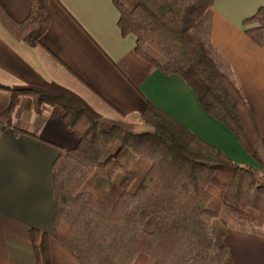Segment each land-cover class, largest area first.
<instances>
[{"label": "trees", "instance_id": "obj_1", "mask_svg": "<svg viewBox=\"0 0 264 264\" xmlns=\"http://www.w3.org/2000/svg\"><path fill=\"white\" fill-rule=\"evenodd\" d=\"M122 34L132 33L135 51L166 75L181 76L201 107L228 128L262 166L264 142L237 83L221 70L192 31L214 0H112ZM0 23L33 46L50 25L48 0H30L18 22L0 5ZM245 30L264 47V7ZM0 122L12 124L20 99L43 114L58 106L76 147L61 150L52 164V236L81 264H231L223 207L242 222L264 229V172L232 161L164 111L148 104L140 114L150 131L98 119L75 97L11 88ZM135 167V179L124 180ZM103 180V188L98 181ZM35 264H50V235L29 230Z\"/></svg>", "mask_w": 264, "mask_h": 264}, {"label": "crops", "instance_id": "obj_2", "mask_svg": "<svg viewBox=\"0 0 264 264\" xmlns=\"http://www.w3.org/2000/svg\"><path fill=\"white\" fill-rule=\"evenodd\" d=\"M15 21L24 20L30 0H0ZM50 25L37 44L14 38L0 23V83L75 97L98 119L121 125L141 122L148 104L164 111L232 161L264 172L235 135L201 107L181 76L166 75L135 51L136 38L122 34L112 0H48ZM264 0H214L193 29L217 66L242 91L264 142V47L254 43L246 24ZM11 93L0 89V113ZM79 135L64 112L33 111L20 99L12 124L0 122V264H35L29 230L50 235V264H81L52 236V164L61 150L76 147ZM226 243L231 264H264V231L228 219Z\"/></svg>", "mask_w": 264, "mask_h": 264}, {"label": "rangeland", "instance_id": "obj_3", "mask_svg": "<svg viewBox=\"0 0 264 264\" xmlns=\"http://www.w3.org/2000/svg\"><path fill=\"white\" fill-rule=\"evenodd\" d=\"M126 122H131V123H133L132 125L130 124V125H124V127H125V129H127L128 131H131V132H134V133H141V132H145V131H150V127L149 126H147V125H145V124H143L142 122H132L130 119L129 120H126ZM136 174H137V170H136V168L133 166L132 168H131V172H130V174L129 175H127V177L125 178V180H124V187H127L134 179H135V176H136ZM103 182V180L102 179H100L99 181H98V187L99 188H103V186H102V183ZM220 217L221 218H224L225 217V219H228L230 222H235V223H237V224H239V225H241V226H244V227H248V228H251V227H253L252 225H250L249 223H245V222H242L240 219H239V217H238V214L236 213V211H234V210H232V209H230V208H227V207H223L222 208V210H221V214H220ZM261 230H263L264 231V229H261Z\"/></svg>", "mask_w": 264, "mask_h": 264}]
</instances>
